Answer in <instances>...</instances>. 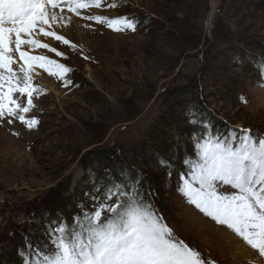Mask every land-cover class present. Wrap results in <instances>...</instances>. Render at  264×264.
I'll use <instances>...</instances> for the list:
<instances>
[{"label": "rangeland", "instance_id": "1", "mask_svg": "<svg viewBox=\"0 0 264 264\" xmlns=\"http://www.w3.org/2000/svg\"><path fill=\"white\" fill-rule=\"evenodd\" d=\"M109 3L118 6L82 11L132 16L136 31H113L74 14L68 23L53 25L77 49L41 35L35 38L66 59L46 49L30 54L71 68L66 79L72 83L65 86L36 65L33 84L41 91L33 94L35 108L26 115L39 124L28 129L18 119L11 124L0 119V264H22L17 249L29 232V218L63 216L71 222L78 203L91 208L84 193L94 180L106 168L121 167L134 175L142 171L159 214L205 258L250 264L240 253L223 251L214 242L218 238L205 236L214 227L217 234L231 235L233 246L250 250L254 264H264L234 233L189 204L176 190V173L169 178L158 164L164 157L177 172L183 170L174 155L178 134L181 149L187 144L193 155L187 134L200 129L188 122L189 107L196 109L195 119L203 115L220 130L240 126L264 136V0H105ZM15 60L19 72L18 54ZM183 156L184 151L179 160ZM31 228L39 236L37 224Z\"/></svg>", "mask_w": 264, "mask_h": 264}, {"label": "snow or ice", "instance_id": "2", "mask_svg": "<svg viewBox=\"0 0 264 264\" xmlns=\"http://www.w3.org/2000/svg\"><path fill=\"white\" fill-rule=\"evenodd\" d=\"M105 6L114 9L118 5H105V0H0V119L9 124L18 119L28 129L39 124L35 116L26 115L35 108L33 94L41 91L33 84L36 65L65 86L72 83L66 79L71 68L46 55L30 54L34 49H46L66 59L64 52L35 38L41 35L77 49L75 43L52 30L64 20L65 8L113 31H136L132 16L110 18L82 11ZM84 26L91 28V24ZM16 54L22 61L19 72L13 67ZM195 112L192 107L186 110L188 122L200 130L187 134L193 155L185 144L183 170L177 172L164 157L158 158V164L168 170L169 178L176 173V190L189 204L264 258V136L240 126L220 130L203 115L195 119ZM174 149L179 158V134ZM146 185L142 171L134 175L127 167L117 172L106 168L84 193L92 201L91 208L83 201L78 203L80 211L71 222L63 216L26 221L29 232L17 249L22 264H216L176 235L151 202ZM33 224H37L39 236L31 228Z\"/></svg>", "mask_w": 264, "mask_h": 264}, {"label": "bare ground", "instance_id": "3", "mask_svg": "<svg viewBox=\"0 0 264 264\" xmlns=\"http://www.w3.org/2000/svg\"><path fill=\"white\" fill-rule=\"evenodd\" d=\"M211 10H214V7H213V5H212V7H211ZM56 12H57V14L58 15H60V11L59 10H56ZM63 17H64V22H65V24L66 23H68L69 21V19H71L72 17H70V16H72L71 15V13H68L67 12V9H65L64 10V12H63ZM68 21V22H67ZM72 22H76L75 20H71ZM60 24V22H57V23H55L54 25L57 27L58 25ZM76 24V23H75ZM77 26H78V24H76ZM75 25V26H76ZM75 29H76V31H80V28H79V26L78 27H75ZM78 31V33H82L81 31L79 32ZM83 36V35H82ZM44 38H46V37H44ZM48 38V37H47ZM25 47V46H24ZM13 67L14 68H18V66L17 65H13ZM39 84H40V82H39ZM42 84V83H41ZM218 228H210V229H208L207 230V232H206V237L208 238L209 236H211V237H213L214 239H215V237L216 238H218V240H214V242L216 241L217 242V244L220 246V247H222L223 248V251H225V252H227L229 255L231 254V251H233V252H236L237 254H241L240 256L242 257V260L243 259H245L246 260V262H249L250 264H254V259H253V257H250V253H251V251L250 250H241L237 245H235V246H233V244H234V242H233V237L231 236V235H227V234H225L223 231H222V233H218L217 234V232H218ZM230 232V231H229ZM228 233V232H227ZM224 237H226V238H228V242H226L225 240H224ZM238 238V237H237ZM219 242V243H218ZM242 243V242H241ZM246 245V244H245ZM243 247H244V245H242ZM243 247H242V249H243ZM245 248V247H244ZM250 249V248H249ZM232 257H236V255H234V254H232L231 255ZM236 259V258H235ZM242 260H240V261H242ZM261 260V259H260ZM257 263V262H256ZM261 264V263H260Z\"/></svg>", "mask_w": 264, "mask_h": 264}, {"label": "trees", "instance_id": "4", "mask_svg": "<svg viewBox=\"0 0 264 264\" xmlns=\"http://www.w3.org/2000/svg\"><path fill=\"white\" fill-rule=\"evenodd\" d=\"M261 64H260V68H261ZM263 68H264V66H263ZM263 75H264V72H263ZM183 149H180V152H179V155L180 154H183ZM177 161H180V162H178V164L180 165L181 164V160H179V158H177ZM147 190H148V193L150 194L151 192H150V190L147 188ZM16 264H19V262H17ZM21 264V263H20Z\"/></svg>", "mask_w": 264, "mask_h": 264}]
</instances>
